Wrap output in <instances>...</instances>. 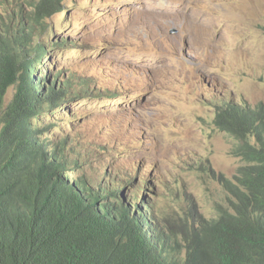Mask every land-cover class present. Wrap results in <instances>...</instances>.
<instances>
[{
	"label": "rangeland",
	"instance_id": "374dc122",
	"mask_svg": "<svg viewBox=\"0 0 264 264\" xmlns=\"http://www.w3.org/2000/svg\"><path fill=\"white\" fill-rule=\"evenodd\" d=\"M61 5L46 20L50 32L40 38L56 45L34 78L48 77L59 87L73 75L88 79L82 88L92 93L77 94V82L53 105L43 102L32 124L46 128L41 140H65L83 159L81 170L63 167V181L75 175L106 181L119 170L133 175L140 185L137 196L156 219L179 223L186 212L216 217L227 200L218 177L232 181L244 163L233 155V138L214 125L210 102L264 103V0H63ZM14 91L8 90L6 104ZM136 171L142 175L134 176ZM144 176L150 184L146 192ZM135 188L129 183L119 190L127 203H133Z\"/></svg>",
	"mask_w": 264,
	"mask_h": 264
},
{
	"label": "trees",
	"instance_id": "16d2710c",
	"mask_svg": "<svg viewBox=\"0 0 264 264\" xmlns=\"http://www.w3.org/2000/svg\"><path fill=\"white\" fill-rule=\"evenodd\" d=\"M4 1L0 264H264V103L251 106L216 98L210 102L215 106L214 125L233 138V155L244 163L232 181L218 177L227 192L226 207L210 219L189 212L179 223L168 217L156 219L137 196L140 185L126 172L117 170L122 179L115 175L98 181L75 175L73 181H63V167L73 165L70 171L76 172L83 159L65 140H41L38 136L46 128L32 124L43 102L53 105L69 87L76 89L77 82H81L77 94L92 93L82 88L88 79L73 75L59 87L48 77L34 78L42 58L56 45L40 38L50 32L46 20L61 11L63 0ZM6 7H12L10 15ZM11 88L15 91L6 104ZM137 173L141 174L136 171L134 176ZM144 178L146 192L150 184ZM129 183L136 187L134 204L119 191Z\"/></svg>",
	"mask_w": 264,
	"mask_h": 264
},
{
	"label": "bare ground",
	"instance_id": "6f19581e",
	"mask_svg": "<svg viewBox=\"0 0 264 264\" xmlns=\"http://www.w3.org/2000/svg\"><path fill=\"white\" fill-rule=\"evenodd\" d=\"M145 189V188H144ZM151 220V219H150Z\"/></svg>",
	"mask_w": 264,
	"mask_h": 264
}]
</instances>
